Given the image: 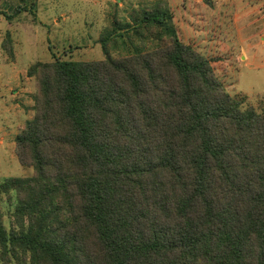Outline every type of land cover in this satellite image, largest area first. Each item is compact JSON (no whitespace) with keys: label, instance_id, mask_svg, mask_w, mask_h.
Wrapping results in <instances>:
<instances>
[{"label":"trees","instance_id":"16d2710c","mask_svg":"<svg viewBox=\"0 0 264 264\" xmlns=\"http://www.w3.org/2000/svg\"><path fill=\"white\" fill-rule=\"evenodd\" d=\"M101 44L102 60L28 68L35 114L15 153L34 173L0 179L14 206L0 264H264V111L163 3ZM3 49L15 60L10 33Z\"/></svg>","mask_w":264,"mask_h":264},{"label":"rangeland","instance_id":"374dc122","mask_svg":"<svg viewBox=\"0 0 264 264\" xmlns=\"http://www.w3.org/2000/svg\"><path fill=\"white\" fill-rule=\"evenodd\" d=\"M157 3L173 12L182 41L212 59L229 93L245 108L264 111V0H0V12L12 16H0V179L34 173L15 153L16 136L35 114L37 84L28 68L56 58L104 59L101 38L116 20L131 23L140 9ZM8 33L15 60L3 49ZM111 51L127 55L121 45ZM13 210L0 202L8 228Z\"/></svg>","mask_w":264,"mask_h":264}]
</instances>
